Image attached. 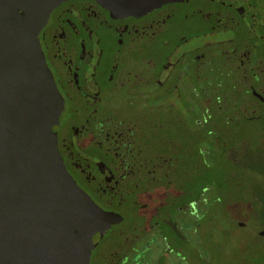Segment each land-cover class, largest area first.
Segmentation results:
<instances>
[{"label":"flooded vegetation","instance_id":"1","mask_svg":"<svg viewBox=\"0 0 264 264\" xmlns=\"http://www.w3.org/2000/svg\"><path fill=\"white\" fill-rule=\"evenodd\" d=\"M251 15L219 0L139 16L65 0L50 13L40 44L64 102L58 149L110 221L90 264H210L196 247L211 242V134L244 100L264 104V11Z\"/></svg>","mask_w":264,"mask_h":264},{"label":"water","instance_id":"2","mask_svg":"<svg viewBox=\"0 0 264 264\" xmlns=\"http://www.w3.org/2000/svg\"><path fill=\"white\" fill-rule=\"evenodd\" d=\"M63 1L0 0V264H90L110 227L58 149L64 102L40 31ZM96 1L115 15L139 16L186 0ZM219 1L239 9L249 23L253 10L264 11V0Z\"/></svg>","mask_w":264,"mask_h":264},{"label":"trees","instance_id":"3","mask_svg":"<svg viewBox=\"0 0 264 264\" xmlns=\"http://www.w3.org/2000/svg\"><path fill=\"white\" fill-rule=\"evenodd\" d=\"M248 106L256 116L244 114ZM223 125L211 134L206 150L211 226L216 225L218 232H229L233 226L236 229L254 226L261 231L264 229L261 228L264 226V104L244 100L242 114L227 118ZM238 222L245 226L239 227Z\"/></svg>","mask_w":264,"mask_h":264},{"label":"rangeland","instance_id":"4","mask_svg":"<svg viewBox=\"0 0 264 264\" xmlns=\"http://www.w3.org/2000/svg\"><path fill=\"white\" fill-rule=\"evenodd\" d=\"M216 227L210 228L211 242L200 237L201 243L196 247L200 254L204 251L208 254L210 250V264H264V237L257 236V227L236 229L233 226L222 235L215 234Z\"/></svg>","mask_w":264,"mask_h":264}]
</instances>
